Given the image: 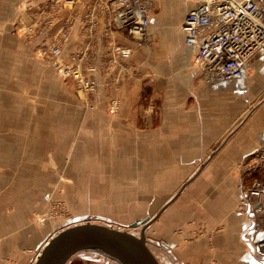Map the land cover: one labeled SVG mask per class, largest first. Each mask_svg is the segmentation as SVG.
Masks as SVG:
<instances>
[{"label":"crops","instance_id":"obj_1","mask_svg":"<svg viewBox=\"0 0 264 264\" xmlns=\"http://www.w3.org/2000/svg\"><path fill=\"white\" fill-rule=\"evenodd\" d=\"M155 1L167 13L163 20L166 29L162 50H149L122 32L98 40L97 50L93 53L92 48V54L98 66L99 93L105 85L106 77L102 72L111 44L131 48L129 55L119 61L121 96L125 105L137 99L131 98L132 90L125 83V66L135 59L149 60L147 57L154 55L156 66L146 64L147 61L142 64L152 70H171V78L169 74L165 75L164 122L148 132L150 149L168 152L166 159L173 156L169 153L171 151L230 152L228 164L233 170L243 155L258 147L264 139L262 114L250 118L238 116L245 100L242 92L247 89L251 74L242 79L205 80L201 69L193 64L195 49L185 43L182 29L185 14L192 7L191 0ZM23 2L0 0V264H32L50 234L89 218L86 214H79L64 220L35 222L33 213L46 210L45 179L11 177L13 166L20 167L21 172L23 168L29 172L31 166L39 165L44 158H37L40 152L31 148L33 136L27 141L28 145L22 147L26 143L23 135L31 132L29 92L34 86L31 78L37 80L40 67L34 52L23 42L24 38L21 37V42L13 34L15 24L22 27L37 15L36 12H27ZM76 9L83 10L80 2ZM69 14L70 10L63 12L64 16ZM158 16L150 13V26L157 22ZM152 33L156 39L158 31L153 29ZM89 38L90 34L80 22H76L63 54L66 56L71 50L81 49ZM32 67L35 71H31ZM31 72L35 74L31 75ZM162 76L154 74L156 94L164 86L159 80ZM134 130V134H142ZM189 156L179 155L180 164L190 162ZM33 158L39 161L31 163ZM36 182L38 186L42 183V188L35 187ZM168 198L160 209L149 214L151 218L158 216L147 228L151 231L147 233L149 244L162 264H264V255L254 245V239L258 237L251 227L254 213L250 208L243 210L240 207L242 193L237 172L233 171L226 178H190ZM67 264L120 263L86 251L75 254Z\"/></svg>","mask_w":264,"mask_h":264},{"label":"rangeland","instance_id":"obj_2","mask_svg":"<svg viewBox=\"0 0 264 264\" xmlns=\"http://www.w3.org/2000/svg\"><path fill=\"white\" fill-rule=\"evenodd\" d=\"M152 2L151 12L159 14L158 20L152 25L154 28L150 26L137 40L149 50H162L166 29L163 20L167 13L155 0ZM20 26L15 24L13 34L21 42V37L24 38L23 42L29 45L40 63L39 79L31 78L34 84L29 92L31 132L23 135L26 143L22 147H26L33 136L31 148L40 152L37 158H44L39 165L28 168L29 177L26 168L21 172L18 166H13L11 177L45 179L46 210L33 213L35 222L86 214L88 219L127 229L129 223L160 209L190 178H226L233 171L238 174L236 167L232 170L228 164L230 152L171 151L173 156L166 159L168 152L150 149L148 132L164 122L165 75L171 78V70H152L142 64L147 61L146 64L156 66L154 55L147 57L149 60L135 59L125 66V83L132 90L131 98H137L125 105L121 96L120 63L110 70L105 63L102 92L99 93L98 88L95 92L80 91L75 80L59 74L49 60L38 54L36 41L28 40L19 30ZM153 29L158 31L156 39ZM95 41L98 42L91 38L93 53L97 50ZM263 65L264 61L258 62L250 70L248 87L242 92L244 105L239 104L238 116L250 118L262 114L264 121ZM31 71H35L33 67ZM155 73L163 75L159 80L164 85L157 94ZM33 74L35 72H31ZM113 101H116L114 109ZM134 129L142 134H134ZM181 154H189L190 162L180 164ZM37 158L31 159V163L38 162ZM33 185L43 186L42 183L38 186L37 182ZM153 248L158 250L156 246Z\"/></svg>","mask_w":264,"mask_h":264},{"label":"built area","instance_id":"obj_3","mask_svg":"<svg viewBox=\"0 0 264 264\" xmlns=\"http://www.w3.org/2000/svg\"><path fill=\"white\" fill-rule=\"evenodd\" d=\"M79 2L82 11L76 9ZM152 3V0H24V9L37 15L20 28L28 40L36 41L38 54L49 60L59 74L75 80L80 91L95 92L98 66L91 38L103 41L115 32L135 39L143 37L150 27ZM191 3L182 29L185 43L195 49L193 64L201 69L205 80L242 79L254 65L264 61V0H191ZM66 10L70 14L64 16ZM76 22L81 23L90 38L84 47L65 56L63 49ZM130 52V47L111 44L106 61L109 70ZM113 104L114 109L116 101ZM236 169L242 193L240 207L250 208L254 213L251 227L258 236L254 245L264 255V139L243 155Z\"/></svg>","mask_w":264,"mask_h":264},{"label":"water","instance_id":"obj_4","mask_svg":"<svg viewBox=\"0 0 264 264\" xmlns=\"http://www.w3.org/2000/svg\"><path fill=\"white\" fill-rule=\"evenodd\" d=\"M157 216L147 215L135 220L127 225V229L94 219L73 222L45 239L32 264H67L75 254L86 251L120 264H162L153 252L146 232Z\"/></svg>","mask_w":264,"mask_h":264}]
</instances>
